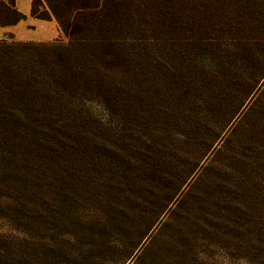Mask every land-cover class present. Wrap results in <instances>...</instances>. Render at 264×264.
I'll return each mask as SVG.
<instances>
[{
	"label": "trees",
	"instance_id": "16d2710c",
	"mask_svg": "<svg viewBox=\"0 0 264 264\" xmlns=\"http://www.w3.org/2000/svg\"><path fill=\"white\" fill-rule=\"evenodd\" d=\"M31 13L67 40L0 39V124H111L96 108L136 116L144 127L130 132L147 152L116 182L160 198L143 201L153 214L221 179H209L221 155L227 170L241 165L243 142L256 148L264 124L247 121L264 119V0H32ZM24 18L16 0H0V25ZM146 75L169 84V104L157 110L137 92Z\"/></svg>",
	"mask_w": 264,
	"mask_h": 264
},
{
	"label": "rangeland",
	"instance_id": "374dc122",
	"mask_svg": "<svg viewBox=\"0 0 264 264\" xmlns=\"http://www.w3.org/2000/svg\"><path fill=\"white\" fill-rule=\"evenodd\" d=\"M56 38L67 40L62 31ZM161 80L146 75L133 84L157 110L169 104ZM96 109L111 124H0V264H264V125L256 148L242 143L241 165L226 170L221 155L210 166L217 172L223 160L221 175L209 177L221 179L153 214L143 201L160 198L116 182V169L147 152L130 132L144 124ZM247 122L258 128L264 119Z\"/></svg>",
	"mask_w": 264,
	"mask_h": 264
},
{
	"label": "crops",
	"instance_id": "0c3cea01",
	"mask_svg": "<svg viewBox=\"0 0 264 264\" xmlns=\"http://www.w3.org/2000/svg\"><path fill=\"white\" fill-rule=\"evenodd\" d=\"M16 7L26 15V18L13 25H0V39L11 35L16 40L48 41L60 35L61 29L56 20L42 19L32 15V0H16Z\"/></svg>",
	"mask_w": 264,
	"mask_h": 264
}]
</instances>
